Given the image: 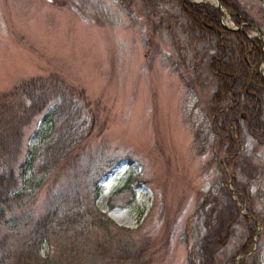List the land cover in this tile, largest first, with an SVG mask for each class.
I'll return each instance as SVG.
<instances>
[{"label": "rangeland", "instance_id": "1", "mask_svg": "<svg viewBox=\"0 0 264 264\" xmlns=\"http://www.w3.org/2000/svg\"><path fill=\"white\" fill-rule=\"evenodd\" d=\"M241 3L264 29V0ZM145 14L141 0H0V93L21 79L54 73L83 88L89 101L83 116L95 118L75 160L38 173L44 180L17 209L18 228L0 235L15 247L50 198L88 202L102 167L109 170L93 205L115 225L83 227L74 244L88 258L97 242L112 239L147 242L152 264H187L191 246L200 250L205 220L220 219L230 225L214 264L232 253L238 264L243 255L236 250L247 240L258 258L245 264H264V143L241 121L229 139L213 131L206 107L213 85L193 81L191 71L180 75L184 49L164 30L151 33ZM222 15L238 27L225 7ZM52 108L23 127L20 160L51 130ZM248 227L255 231L251 239Z\"/></svg>", "mask_w": 264, "mask_h": 264}, {"label": "trees", "instance_id": "2", "mask_svg": "<svg viewBox=\"0 0 264 264\" xmlns=\"http://www.w3.org/2000/svg\"><path fill=\"white\" fill-rule=\"evenodd\" d=\"M141 1L146 8L150 32L164 30L179 52L184 49L182 63L186 71L180 75L184 78L193 73V81L213 85L206 102L213 131L222 132L229 139L231 127L239 131L241 121L248 133L264 143V77L259 69L264 58L263 44L244 31L250 29L251 23L260 28L261 24L243 7L241 0L219 1L234 24L247 23L243 30L223 26L219 9L208 1ZM179 30L185 36V43L181 41ZM262 31L264 33V29ZM88 103L83 88H75L54 73L21 79L0 93V230L16 231L15 213L42 185L41 175L75 160L95 124L94 117L88 120L83 116L82 106ZM49 105L53 106L49 116L51 130L44 135L37 151L29 149L31 154L20 160L23 127ZM108 170L101 167L97 172L94 191L84 204L78 198L72 204L64 198L48 199L44 212L27 233L20 234L15 247H7V235H0V264H152L153 251L148 250L147 242L137 245L107 239L96 243L89 258L74 244L84 226L115 225L93 205L100 192L98 181ZM127 186L128 181L123 188ZM205 221L207 229L199 239L200 250L191 246L187 264H214L215 253L224 243L230 222ZM248 229L246 232L251 239L255 231ZM248 241L236 252L242 255L248 251ZM257 254L240 256L238 264L256 261ZM234 255L219 261L220 264H232Z\"/></svg>", "mask_w": 264, "mask_h": 264}, {"label": "water", "instance_id": "3", "mask_svg": "<svg viewBox=\"0 0 264 264\" xmlns=\"http://www.w3.org/2000/svg\"><path fill=\"white\" fill-rule=\"evenodd\" d=\"M199 1H205V0H199ZM215 5L217 6V8L219 9V16H220V20H221V23L223 26L227 27V28H232V29H239V30H243V26L246 25L247 23L246 22H243L240 24V26L238 27H229L226 22H225V19H224V16L222 15V11H224V7L222 6L221 2L219 0H216L215 2ZM250 28H253L255 30V33L253 34H248L249 36L252 35V36H255L257 37L263 44V51H264V33L263 31L261 30V28L255 24V23H251V26ZM245 32H247V30H244ZM261 65L264 64V58L263 60L261 61L260 63ZM259 69L261 70V66H259ZM262 72V71H261ZM262 74L264 75V73L262 72ZM250 253V251L248 252H245L243 253L242 255L243 256H247L248 254Z\"/></svg>", "mask_w": 264, "mask_h": 264}, {"label": "bare ground", "instance_id": "4", "mask_svg": "<svg viewBox=\"0 0 264 264\" xmlns=\"http://www.w3.org/2000/svg\"><path fill=\"white\" fill-rule=\"evenodd\" d=\"M263 66H264V64H263Z\"/></svg>", "mask_w": 264, "mask_h": 264}]
</instances>
